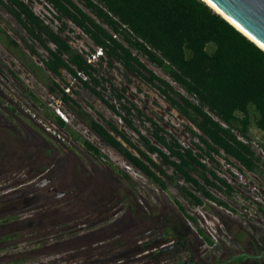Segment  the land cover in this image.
I'll use <instances>...</instances> for the list:
<instances>
[{"label": "trees", "instance_id": "1", "mask_svg": "<svg viewBox=\"0 0 264 264\" xmlns=\"http://www.w3.org/2000/svg\"><path fill=\"white\" fill-rule=\"evenodd\" d=\"M28 1L31 0H0V7L20 25L26 36L24 39L11 30L18 35L21 49L0 27V42L38 82L68 107L79 122L150 182L163 191L173 185L191 205L201 206L208 200L233 210L210 192L213 188L226 195L232 191L231 184L212 166L217 165L214 155H219L230 164H234V160L240 172L255 173L264 183V160L255 153L248 137L253 126L263 138L259 145L264 151V51L203 0H76L89 14L74 0H35L50 7L51 15L58 23L55 26L49 24L52 20L35 14ZM66 22L72 23L100 49L99 62L104 58L108 68H113L115 63L122 71L154 88L165 103L193 126H184L190 138L189 146L181 145L176 137L126 100L124 87L117 89L111 84L107 88L117 107L115 102L103 98L101 90L106 88L102 82L106 80L96 77L98 66L91 65L62 35L67 29ZM34 45H38L44 54L40 55ZM137 54L159 68L177 89L147 68ZM60 70L116 114L123 125L136 134L137 144L99 113L95 112L104 120V125L83 110L53 79L63 82ZM72 92L76 94L75 90ZM24 94L42 116L63 129L69 138L80 142L90 157L103 158L96 146L72 130L30 89H24ZM131 117L139 120L141 125L142 121L149 123L146 131L150 137L139 132ZM111 168L120 183L129 182L130 185L131 179L126 173L117 167ZM167 168H170L169 173ZM128 196L120 195L117 200L131 210ZM37 201L40 199L18 190L0 193V264L30 263L34 251L48 248L72 252L71 259L75 262L71 264H109L128 258L130 252L140 253L146 249L144 257L173 256L176 264H264V234L257 232L248 240L250 247L245 251L209 262L200 258L195 260L192 256L196 251L195 241L201 240L206 245H212L213 241L176 199L173 203L181 217L171 216L170 212L163 214L160 232H155L141 246L130 251H112L110 246L116 245L112 235L95 236L90 231L79 233L69 223L70 218L53 208L56 204L42 202L36 206ZM74 207L80 209L79 205ZM257 209L264 216V208L258 206ZM214 212L227 227L226 219ZM186 221L192 223L193 233ZM236 231L241 234L239 229ZM95 242L105 244L107 250H98ZM18 246V253L13 254ZM102 252L105 254L99 255Z\"/></svg>", "mask_w": 264, "mask_h": 264}, {"label": "rangeland", "instance_id": "2", "mask_svg": "<svg viewBox=\"0 0 264 264\" xmlns=\"http://www.w3.org/2000/svg\"><path fill=\"white\" fill-rule=\"evenodd\" d=\"M85 12H89L81 3L74 0ZM28 5L35 14L43 19L52 20L51 25H58L51 15L50 7L42 1L31 0ZM0 24L14 29V31L26 39L22 28L14 22L13 18L0 7ZM67 29L62 33L67 42L75 49H78L84 57L91 59L92 52H95V45L90 39L82 33L72 23L66 22ZM116 39L121 40L119 36ZM40 55L43 50L34 45ZM19 47L23 49L19 40ZM132 53L136 51L132 49ZM36 61L35 57L29 54ZM139 60L157 76L167 80L175 89L176 85L159 68L149 63L141 54H137ZM99 62L96 55L97 76L105 79L102 82L105 90H101L103 98L114 103L110 99V93L107 90L109 85L119 89L124 87V96L126 100L134 104L141 112L154 120L164 131L172 134L183 146H189L190 138L185 132L184 126L193 128L192 125L179 113L166 104L158 95L157 91L148 87L139 79L133 77L121 70L113 63V68H108L103 62ZM21 66L12 54L0 43V193H9L19 190L18 184L28 183L30 177L27 171L35 169L42 165H49L53 175L61 182H68L73 179L77 186L75 197L63 199L56 203H50L57 210V213L64 214L70 218V224L78 229L79 233L87 231L98 236L112 235L116 245H111L112 251L139 247L148 240L155 232H160L161 219L163 214L171 213V216L181 215L177 212L173 199H176L186 212L195 217L197 225L213 241L212 245H206L201 240L195 241L196 251L192 253L195 260L200 258L202 261L209 262L213 259H225L230 253L245 251L249 246L248 240L252 239L255 232L264 234V216L258 211L257 207L264 208V183L261 179L251 172H240L236 166L238 164L228 163L223 157L214 155L217 165L213 168L216 173L231 184L232 191L229 195L216 189H210V192L217 198L225 201L233 210L225 209L208 200L201 206H194L177 193L173 185H168L165 191L161 190L154 183L150 182L140 172L130 166L117 152L105 145L99 138L83 124L74 118L68 107L63 105L57 99L53 98L45 87L27 74L21 71ZM10 71L19 73L30 84L29 87L24 82L17 84ZM63 82L56 80L62 87L68 88V94L76 102L84 107L96 120L103 123L93 110L97 111L104 120L110 121L118 127L127 137H130L137 144L136 134L125 127L119 117L106 107L93 93L81 86V84L60 70ZM26 72V73H25ZM84 79L85 76L81 75ZM127 79V80H126ZM67 84V85H66ZM27 87L53 112H59L69 127L82 138L94 144L103 154V158L91 159L96 164V169L85 159V155L80 142L67 136L63 129L58 128L49 119L41 115V111L35 107L32 102L21 95L19 89ZM99 89V87H97ZM76 91V94L72 92ZM122 103L127 105L125 100ZM117 107V102L114 103ZM8 108H13L14 115H10ZM17 115V116H16ZM9 117V118H8ZM131 121L137 126L139 132L146 137H150L146 129L148 122L139 123L135 117ZM31 132H34V134ZM250 144L255 153L264 160V151L260 147L263 138L259 131L253 126L248 132ZM192 140H195L194 138ZM152 141V140H151ZM51 152L45 156L42 154L44 148ZM104 149V150H103ZM74 154L70 156L69 164L62 165L60 159L68 152ZM155 159L154 155H150ZM79 161L82 165L79 164ZM75 163V165H74ZM114 166L122 170L131 179L126 184L120 183L115 177ZM111 168V169H110ZM170 172V168L166 169ZM181 182V181H178ZM58 183V185H60ZM127 185V186H126ZM129 187V188H128ZM114 191V192H113ZM74 193V194H75ZM112 193V194H111ZM128 194L129 202L132 205L130 210L125 204L119 202L117 198L120 195ZM43 201H37L36 206ZM76 205L80 209H76ZM62 206V207H61ZM110 207V208H109ZM109 208V209H108ZM214 211L219 212L220 216L226 219L227 227L224 226ZM152 213V215H151ZM186 226L193 233L192 223L186 221ZM237 229L241 234H237ZM21 243H19L20 245ZM99 249L107 250L105 244L95 242ZM250 247V246H249ZM20 246L12 251L17 254ZM193 249V248H192ZM194 250V249H193ZM104 251V252H105ZM147 249L140 253H129L128 258L115 260L109 264H176L173 256L160 255L156 257H144ZM32 262L26 264H71L75 260L71 259L72 252L69 251H51L48 249L36 250L33 252ZM93 253V251H92ZM105 253H99L104 255ZM132 254V255H131ZM181 258H184L181 256Z\"/></svg>", "mask_w": 264, "mask_h": 264}, {"label": "flooded vegetation", "instance_id": "3", "mask_svg": "<svg viewBox=\"0 0 264 264\" xmlns=\"http://www.w3.org/2000/svg\"><path fill=\"white\" fill-rule=\"evenodd\" d=\"M4 10V9H3ZM14 20V19H13ZM14 22H16L15 20H14ZM17 23V22H16ZM18 24V23H17ZM19 25V24H18ZM0 27H2L3 28V30L11 37V38H13V39H15V41L17 42V44L19 45V38H18V35H14L13 34V32L11 31L12 30V28H9L8 26H3V25H1L0 24ZM19 27H20V25H19ZM21 28V27H20ZM23 30V29H22ZM24 33V32H23ZM21 42V41H20ZM1 43V42H0ZM95 48L97 49L98 47H96L95 46ZM78 50V49H77ZM79 51V50H78ZM99 51H100V49H99ZM80 52V51H79ZM96 55H97V57H99L100 55H102L101 54V51L98 53L96 50H95V52H92V54H91V59H90V64L91 65H95L96 63H94V61L96 60ZM86 58V57H85ZM89 57H87L86 59H88ZM98 60H99V58H98ZM19 63V62H18ZM20 64V63H19ZM20 66H21V69L23 70V71H26L27 72V74L28 75H30L32 78H33V80L35 79V77H33L32 76V74L28 71V70H26L21 64H20ZM21 70V71H22ZM25 72V73H26ZM2 73V72H1ZM0 73V74H1ZM10 74L12 75V77L17 81V84H21V82H24L26 85H27V87H29L30 86V84L28 83V81L27 80H25L19 73H14V72H12V71H10ZM55 79H57V78H55ZM36 80V82H38V80L37 79H35ZM27 87H23V88H21V89H19V92H21L20 94L21 95H24L25 96V94H24V89H29V88H27ZM61 87V86H60ZM62 88V87H61ZM46 89V88H45ZM63 89V88H62ZM47 90V89H46ZM64 90V89H63ZM48 91V90H47ZM65 91V90H64ZM1 88H0V95H1ZM49 92V91H48ZM65 92H67V91H65ZM69 92V91H68ZM68 92H67V94H68ZM50 94H51V96H53V98H55V99H57V97L55 96V94H52L51 92H49ZM69 95V94H68ZM98 98V97H97ZM99 99V98H98ZM100 100V99H99ZM78 103V102H77ZM104 104V103H103ZM167 104V103H166ZM35 105V104H34ZM80 105V104H79ZM127 105H128V103H127ZM81 106V105H80ZM169 106V105H168ZM35 107H37L36 105H35ZM107 107V106H106ZM81 108L83 109V110H85L84 109V107L83 106H81ZM172 108V107H171ZM173 109V108H172ZM173 110H175V109H173ZM10 111V115H14V110H13V108H11V110H9ZM86 111V110H85ZM176 111V110H175ZM86 112H88V111H86ZM93 112H97V111H95V110H93ZM177 112V111H176ZM56 114H58L63 120H64V118H63V116L59 113V112H57V110H56V112H55ZM89 113V112H88ZM98 113V112H97ZM178 113V112H177ZM90 114V113H89ZM73 115V114H72ZM91 115V114H90ZM2 116L3 115H1L0 114V118H2ZM17 116V115H16ZM74 116V115H73ZM92 116V115H91ZM93 117V116H92ZM98 117V116H97ZM9 118V117H8ZM75 118V117H74ZM94 118V117H93ZM99 118V117H98ZM76 119V118H75ZM95 119V118H94ZM100 119V118H99ZM120 119V118H119ZM77 120V119H76ZM101 120V119H100ZM121 120V119H120ZM1 121V120H0ZM98 121V120H97ZM64 122L67 124V122L64 120ZM79 122V121H78ZM99 122V121H98ZM103 123H101V122H99V123H101L102 125H104V120L102 121ZM110 122V121H109ZM147 122V121H146ZM80 124H82L81 122H79ZM68 125V124H67ZM86 127V126H85ZM126 127V126H125ZM118 128V127H117ZM91 131V130H90ZM121 131V130H120ZM34 134V132H31V134ZM99 138V137H98ZM84 139V138H83ZM129 139L133 142V140L129 137ZM99 140H101L100 138H99ZM101 142H103L102 140H101ZM91 143V142H90ZM104 143V142H103ZM105 145H107L109 148H111L112 150H114L112 147H110L108 144H106V143H104ZM94 145V144H93ZM95 146V145H94ZM83 148V147H82ZM84 150V149H83ZM104 150V149H103ZM100 151V150H99ZM115 151V150H114ZM131 151H133V150H131ZM48 152H51V150L50 149H48L47 147L46 148H44V150H43V152H42V154L43 155H45V156H47L48 155ZM84 152H85V150H84ZM116 152V151H115ZM69 154H65L64 155V157L63 158H61L60 159V161H61V163H62V165L64 166V165H66V164H69V162H68V160H69V158H70V156L72 157V160H73V158H74V154L73 153H71L70 151L68 152ZM86 153V152H85ZM87 154V153H86ZM88 155V157L85 155V159L88 161V163L92 166V168H94V169H96V164H94L93 162H91L92 160L91 159H94V158H92V157H90L89 156V154H87ZM122 157V156H121ZM125 160V159H124ZM126 161V160H125ZM127 162V161H126ZM128 163V162H127ZM79 164L80 165H82V163L79 161ZM129 164V163H128ZM74 165H75V163H74ZM130 165V164H129ZM83 166V165H82ZM131 166V165H130ZM111 169V168H110ZM112 170V169H111ZM51 168H50V166L49 165H47V166H44V165H42V166H40V167H37V168H35V169H30V170H28L27 171V176H29L30 177V180H29V182L28 183H25V184H18L19 186V190H20V193L22 194V193H26V194H30V195H32V196H34L35 198H38V199H40V200H42L44 203H56V202H59V201H62L63 199H66V198H70V197H75V196H77L76 195V193H75V191L77 190V186H76V184L73 182V179H70V180H68V182H63V183H59V182H61V180L58 178H56V176L57 175H53L51 172H53V170L51 171ZM139 172V171H138ZM58 183L60 184V185H58ZM75 193V194H74ZM75 198H77V197H75ZM110 208V207H109ZM108 208V209H109Z\"/></svg>", "mask_w": 264, "mask_h": 264}, {"label": "water", "instance_id": "4", "mask_svg": "<svg viewBox=\"0 0 264 264\" xmlns=\"http://www.w3.org/2000/svg\"><path fill=\"white\" fill-rule=\"evenodd\" d=\"M203 1L264 51V0Z\"/></svg>", "mask_w": 264, "mask_h": 264}, {"label": "built area", "instance_id": "5", "mask_svg": "<svg viewBox=\"0 0 264 264\" xmlns=\"http://www.w3.org/2000/svg\"><path fill=\"white\" fill-rule=\"evenodd\" d=\"M96 51L99 53V52H100V51H99V48H97ZM87 61L90 62V59L88 58ZM63 89H64L65 91H68V88H67V87H65V88H63Z\"/></svg>", "mask_w": 264, "mask_h": 264}, {"label": "crops", "instance_id": "6", "mask_svg": "<svg viewBox=\"0 0 264 264\" xmlns=\"http://www.w3.org/2000/svg\"><path fill=\"white\" fill-rule=\"evenodd\" d=\"M37 64H39L38 61H35ZM53 79H55V77H53ZM58 80V79H57ZM56 81V80H55ZM58 83V82H57ZM59 85V84H58ZM60 86V85H59ZM58 100V99H57ZM59 101V100H58ZM60 102V101H59Z\"/></svg>", "mask_w": 264, "mask_h": 264}, {"label": "bare ground", "instance_id": "7", "mask_svg": "<svg viewBox=\"0 0 264 264\" xmlns=\"http://www.w3.org/2000/svg\"><path fill=\"white\" fill-rule=\"evenodd\" d=\"M236 27V26H235Z\"/></svg>", "mask_w": 264, "mask_h": 264}, {"label": "clouds", "instance_id": "8", "mask_svg": "<svg viewBox=\"0 0 264 264\" xmlns=\"http://www.w3.org/2000/svg\"><path fill=\"white\" fill-rule=\"evenodd\" d=\"M37 61V60H36Z\"/></svg>", "mask_w": 264, "mask_h": 264}]
</instances>
